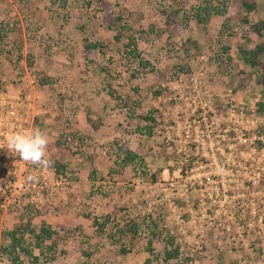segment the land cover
<instances>
[{
    "label": "rangeland",
    "instance_id": "1",
    "mask_svg": "<svg viewBox=\"0 0 264 264\" xmlns=\"http://www.w3.org/2000/svg\"><path fill=\"white\" fill-rule=\"evenodd\" d=\"M254 1L0 0V140L40 129L52 162L0 148V243L25 215L55 231L18 264H264Z\"/></svg>",
    "mask_w": 264,
    "mask_h": 264
},
{
    "label": "trees",
    "instance_id": "2",
    "mask_svg": "<svg viewBox=\"0 0 264 264\" xmlns=\"http://www.w3.org/2000/svg\"><path fill=\"white\" fill-rule=\"evenodd\" d=\"M239 4L241 8L245 12H251L256 7V2L254 0H239ZM242 22L246 23L247 20L245 17H242ZM253 30L256 34H260V30L264 31V21H260L258 26H254ZM89 46V45H87ZM93 46V44L91 45ZM245 54V53H244ZM256 57V51L250 50L245 54V59L249 64H253L254 59ZM141 118H149L147 116H142ZM134 154L130 152L126 153L123 157L124 160H130L134 157ZM57 166H61L60 163H57ZM30 216L25 215L23 221L12 225L10 229L5 231V243H0V252L3 255H6L9 259L8 264H18L20 256H28L36 259V256L32 255V250L37 249L47 260H51L54 256L55 251V241L50 240L52 235L55 233L54 230L50 229L47 225L40 224L37 229H34L30 226ZM123 233H134L135 225L129 224L127 227L122 230ZM28 235V237L26 236ZM157 233H155L156 235ZM49 241V244L45 243ZM42 249H46L47 253H44ZM121 249V248H120ZM123 250V249H121ZM47 254V255H45ZM175 254V250L165 252L164 258H170ZM88 255L84 254L86 258Z\"/></svg>",
    "mask_w": 264,
    "mask_h": 264
},
{
    "label": "clouds",
    "instance_id": "3",
    "mask_svg": "<svg viewBox=\"0 0 264 264\" xmlns=\"http://www.w3.org/2000/svg\"><path fill=\"white\" fill-rule=\"evenodd\" d=\"M49 136L40 129H24L8 134L0 140V148H6L8 152L18 156L29 165L39 166L42 169L51 167V161L47 157ZM38 177L28 175L26 182H36Z\"/></svg>",
    "mask_w": 264,
    "mask_h": 264
}]
</instances>
